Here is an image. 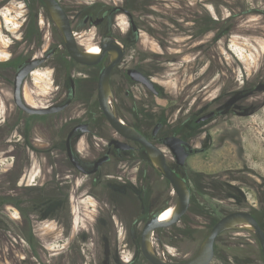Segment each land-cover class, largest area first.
I'll return each mask as SVG.
<instances>
[{
  "label": "rangeland",
  "instance_id": "rangeland-1",
  "mask_svg": "<svg viewBox=\"0 0 264 264\" xmlns=\"http://www.w3.org/2000/svg\"><path fill=\"white\" fill-rule=\"evenodd\" d=\"M61 1L70 7L121 3ZM149 1L148 30L142 32L139 48L154 65L162 96L138 95L137 122L145 127L154 113L162 114L168 133L207 149L179 170L192 190L189 211L155 235V250L167 261L181 262L193 257L215 222L231 212L250 211L264 226V0ZM26 6L22 0H0V63L10 58L7 30L20 29ZM197 23L205 25L197 29ZM33 78L25 88L31 104L51 103V72L42 69ZM11 100L0 79V264H100L94 249L105 238L111 216L119 217L116 222L124 230L121 221L129 214L122 209L138 213L143 224L175 205L170 184L146 159L107 164L93 179L97 184L73 175L64 158L52 156V129L46 119L28 121V155L11 158L15 151L4 139L5 122L15 113ZM213 110L220 112L216 118L197 125V119ZM117 112L124 120L134 119L127 105ZM15 129L13 140L21 134ZM146 177H151L149 183ZM211 264L264 260L255 235L241 229L219 236Z\"/></svg>",
  "mask_w": 264,
  "mask_h": 264
},
{
  "label": "flooded vegetation",
  "instance_id": "flooded-vegetation-1",
  "mask_svg": "<svg viewBox=\"0 0 264 264\" xmlns=\"http://www.w3.org/2000/svg\"><path fill=\"white\" fill-rule=\"evenodd\" d=\"M22 1L27 5L21 14L23 22L17 31L7 30L11 38V44L7 46L10 58L4 64L0 63V79L7 84L10 90L12 97L10 106L15 110L13 119L10 117L5 122V130L11 134H7L4 139L12 143L9 146L15 151L11 158L28 155L29 138H27L26 133L28 121L46 119L51 124L50 129H52V135L48 138L52 156L53 158H64L67 170H71L73 175H84L89 180H93L102 174L104 167L109 163L123 162L127 159H146L149 162L142 145L123 139L110 126L99 104L100 75L111 61L110 52L113 50L107 49L105 55L95 65L78 63L70 56L62 34L53 22L46 6L40 0H34L38 6L28 5L29 2L26 0ZM58 1L70 19L80 49L89 51L95 46L101 49L107 44L108 39L115 40L116 44L123 49V57L114 67L110 77L115 108L118 110L125 105L129 106L130 110L134 112V119L133 121H125L134 126L150 142L162 148L170 167L186 179L179 172L186 164L184 166L177 164L174 153L163 144V140L174 136L188 143L192 147L193 153L189 155L187 160L193 155L203 154L207 149L205 147L197 149L187 137L177 133H168V121L162 114L154 113L150 125L145 127L137 122L141 116L137 110L140 109L139 105L142 99L138 95L151 96L152 98L162 96L161 89L154 81L156 75L154 65L139 48L142 32L148 30L151 1L121 0V3L114 5L108 2L93 1L88 6L83 7L65 6L61 0ZM0 15H2L1 12ZM122 17L125 18L124 22L120 21ZM4 20L6 21V19ZM197 25L205 24L197 23ZM37 59L43 61L24 80L22 96L28 106L33 108L61 106L70 100V103L58 112L44 115L29 114L16 105L14 99L16 75L20 68ZM42 69L49 70L52 74L54 94L51 103L34 106L25 92L26 83L29 79L33 80L35 73ZM135 73H140L154 82L158 94H154L144 84L137 81ZM212 112L215 113L213 118L201 122L196 121L197 125L207 123L220 113L217 110L209 113ZM14 127H16L15 133L18 128L21 132L17 140L12 139ZM115 139L127 144L130 148H117L116 144L113 143ZM68 147L81 160L82 165L88 169L92 167L94 161L105 156H108L109 160L95 174L85 175L72 164ZM170 158L173 160L171 161ZM136 178L139 180V175ZM146 179L147 181L144 179L146 183L151 181V177H146ZM186 180L188 181V179ZM92 182L97 184L94 180ZM68 183L63 182L62 184L67 185ZM130 212L131 210L124 211L122 209V213L129 214L126 215L124 222L121 221L124 230L119 228L116 222V218L119 220L118 216L113 215L108 220L107 227L111 232L106 231L104 233L106 236L105 238L102 237L104 239L100 243V247L97 246L94 249L96 257H100L98 258L100 264H142L143 262L150 264L142 253V231L146 222L159 212H155L143 224L140 222L138 213L132 214ZM262 228L264 229V226ZM127 257L130 259L126 260Z\"/></svg>",
  "mask_w": 264,
  "mask_h": 264
},
{
  "label": "water",
  "instance_id": "water-1",
  "mask_svg": "<svg viewBox=\"0 0 264 264\" xmlns=\"http://www.w3.org/2000/svg\"><path fill=\"white\" fill-rule=\"evenodd\" d=\"M48 9V12L60 30L64 42L67 46L70 56L78 63L84 65H95L101 57L105 55L107 49H112L110 52L111 61L103 69L99 79V91L98 99L100 107L105 114L110 126L117 132V134L125 140L138 142L145 149L149 162L153 165L159 174L165 178L170 184L173 192L177 196L175 205L170 206L174 208L173 216L166 221L160 220V215L170 207L164 208L161 212L151 217L144 225L142 231V253L145 259L150 264H211L215 258V245L220 235L232 230H249L251 231L261 248L262 257L264 260V229L258 222L257 218L250 211H234L214 224L207 236L201 242L197 252L193 257L181 262L167 261L163 259L154 248V239L156 238V232L161 229H168L178 224L182 218L187 214L191 206L192 190L189 182L180 176L174 169L170 167L167 161V157L162 148L150 142L144 135H142L134 126L129 125L118 114L115 105L114 97L111 88L110 77L114 67L123 57L124 51L120 48L115 40L108 39L105 46L101 47L100 54H91L88 50H82L79 48L74 31L72 30L70 19L58 0H40ZM127 14V13H126ZM42 59H37L31 63L24 65L19 69L14 88V99L16 105L26 113L29 114H50L55 113L65 108L69 103L68 100L61 106H51L47 108H33L28 106L24 97L22 96V87L24 80L32 73L41 63ZM136 80L144 84L154 94H158L155 88L154 82L148 79L146 76L135 73ZM214 112L209 113L197 120V122L206 121L213 118ZM72 135V134H71ZM70 135V137H71ZM70 139V138H69ZM69 142V140H68ZM116 147L120 149H129L130 146L121 143L119 140H113ZM163 144L172 150L174 153L176 162L180 166L186 164L187 158L193 153L192 147L178 137H168L163 140ZM69 146V145H68ZM69 148V156L72 164L78 169L79 172L85 175L95 174L99 168L109 160L108 156H105L92 163V167L83 166L80 159H78ZM243 225H249V228H244Z\"/></svg>",
  "mask_w": 264,
  "mask_h": 264
},
{
  "label": "bare ground",
  "instance_id": "bare-ground-1",
  "mask_svg": "<svg viewBox=\"0 0 264 264\" xmlns=\"http://www.w3.org/2000/svg\"><path fill=\"white\" fill-rule=\"evenodd\" d=\"M89 52L91 54H100L101 49L98 46L92 47ZM174 212V208L170 207L169 209L165 210L161 215H160V220L161 221H166L172 218ZM249 225H243L244 228H249Z\"/></svg>",
  "mask_w": 264,
  "mask_h": 264
},
{
  "label": "trees",
  "instance_id": "trees-1",
  "mask_svg": "<svg viewBox=\"0 0 264 264\" xmlns=\"http://www.w3.org/2000/svg\"><path fill=\"white\" fill-rule=\"evenodd\" d=\"M207 15H208V14H207ZM202 26H203V25H197L196 28L199 29V28L202 27ZM188 182H189V181H188ZM189 185H190V183H189ZM190 187H191V186H190ZM258 221H259V220H258ZM216 222H218V221H216ZM216 222H215V223H216ZM259 222H260V221H259ZM260 224H261V223H260ZM261 225H262V224H261ZM262 226H263V225H262ZM195 232H196V231H195ZM193 234H194V233H193Z\"/></svg>",
  "mask_w": 264,
  "mask_h": 264
},
{
  "label": "built area",
  "instance_id": "built-area-1",
  "mask_svg": "<svg viewBox=\"0 0 264 264\" xmlns=\"http://www.w3.org/2000/svg\"><path fill=\"white\" fill-rule=\"evenodd\" d=\"M159 255H160L163 259L167 260V257L165 256L164 253H159Z\"/></svg>",
  "mask_w": 264,
  "mask_h": 264
}]
</instances>
